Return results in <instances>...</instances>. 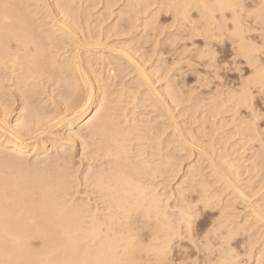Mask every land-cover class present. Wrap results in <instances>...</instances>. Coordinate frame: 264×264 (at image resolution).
I'll return each mask as SVG.
<instances>
[{
	"label": "bare ground",
	"instance_id": "6f19581e",
	"mask_svg": "<svg viewBox=\"0 0 264 264\" xmlns=\"http://www.w3.org/2000/svg\"><path fill=\"white\" fill-rule=\"evenodd\" d=\"M48 1L50 0H0V264H234L235 260L233 259V256L235 254L232 256L231 252L238 250L240 246L253 245V243L257 241L256 239L259 235L254 238L257 232L256 230H252L253 228L256 229L255 226H258L259 224H261V230L264 225V212L261 211L262 209L259 206L253 205L252 202L248 200L250 197L248 198L244 193V189L241 190L239 185H237L238 182L236 183V180L240 178L238 177L240 172L238 173L239 169L237 168L236 163L239 164L241 161L235 163L234 160L231 159L232 156L228 155L231 152L228 150H232L234 146H232V149L227 150L226 148L230 147V143L229 145H226L225 142L227 141L223 142V139H213V137H215L213 135L220 133L219 129H222L224 125L219 128L218 125L217 127L213 125L215 127V133L211 132L213 127L209 129L211 131L205 130V132L203 129L198 133L200 135L194 139L195 141L191 140V138L190 142L187 137L185 138L184 135L178 131L179 128L177 129V127L174 126L176 125L175 122L172 121L174 125L171 123V133L167 135L166 138H163L165 133L164 129L160 126L158 127V123L156 124L154 119L164 117V115L166 117L168 116L166 119L164 117L165 120H169V118L171 119V110H168L169 107L159 98L164 96H158V93H155V86L153 87L150 85L148 77L144 75V72V74L142 73L143 68H140L138 63L133 61V56L131 55V57L128 55L129 52H126V54L124 50H117V54L122 58L121 60L124 61L123 64H120L122 62L115 58H110L108 56L104 57V51L109 52L113 51V49L106 47L105 43L104 45H101L99 42L102 40L99 41L97 39L99 42H96L97 40L93 42L92 38H90L91 41L89 42L88 38L84 39L87 35L86 29L84 31L86 35L83 31V33L79 34L80 36L85 35L82 39L79 38L76 32H74L76 34L71 33L75 30V25L85 22V15H88V9H92L95 12L97 5H99L100 2L97 0L99 2L98 4L96 0H84L85 3H88V5L84 7V3H82L83 0H52L53 2L50 4ZM113 1L115 2V0ZM123 1L125 5L122 4L121 7L127 8V11H125L126 9L120 10V13H117V15L114 11H112V8H110V10L108 8V15L106 17L112 18L113 14H116V18H118L117 20L120 21L125 20L124 16L128 15L129 17H126L127 20L124 22L125 25H123L122 21V25H119V21L115 19L117 22H115L112 27H107L108 29L111 27L115 30L116 34L126 35L132 29L134 23L140 20V25H136L141 29L142 27L144 29L151 27L150 29L153 28L152 31H155L159 28L157 23L158 21L156 19H158V15H161V13L159 14L162 7H160V5H163L162 3H164L165 0H160L161 2H156L154 0L152 3H150L151 0ZM167 1H169L170 4L164 3V6L169 5L166 9L164 7V11L167 14V11L170 12L169 9H171L174 14L172 15L171 12L167 15L174 16L173 19H171V16L170 20H174L176 24V28H174L177 31V34L176 31H174L175 35L178 36L176 40L179 39L181 41L183 40V43L185 41L189 43L188 46L185 45L187 43L185 42L182 52H187L186 50H188L190 46H196V44L194 45V39L196 38L207 40L208 38H214L216 36L219 43L222 39H227L229 45L234 46L231 52H236L234 53L236 55H233V58L235 56V59L239 58L237 60L239 61L241 57L244 60L243 63L248 66L247 68H250V76L244 78L241 83L236 84L237 89H232L231 87L229 90L226 89L225 97H227V100H223L222 98L224 97L221 98L222 95H218L219 93L211 94L213 91L208 92V87H205V85L210 86L211 80L210 82L207 79L204 81L203 79L206 75H204L205 77L203 76L204 78L201 79L204 81L202 82L199 79V75L196 76L192 73V75L196 76L194 79L195 83L192 82L193 86L196 83L198 84V81H201L204 85L200 84L197 87H191L192 84H190V86L189 83H175L178 96L180 94L183 98L182 99L179 96L182 99V102L187 98L189 100L199 101V104L207 102V106L210 105V109L230 103V107L227 111L231 110L235 114V112L239 113V111L243 108L246 109L245 111L249 110L252 115L255 114L253 113L254 110L250 108V105L253 103L251 102L250 104L253 96L250 93L251 89L249 88L252 84H255L259 85L257 89H260L261 87V90H264V49H261L264 48V41L260 46H256L254 44V42H257L254 40L255 36L258 35V39L263 36H260L258 32L261 34V31L263 32L264 30V0ZM114 2L106 0V2L101 4L106 3L108 6V3L113 4ZM107 6L105 7L107 8ZM112 6L110 5L109 7ZM106 8H103L102 6V9H104L103 11H106ZM90 13L87 18H91ZM139 16H141L140 20L138 19ZM162 16H159V18ZM165 16L163 17L165 18ZM81 18L85 19L81 21ZM93 18L94 17H92V19ZM76 20H78V22L81 21V23L77 24L75 22ZM96 21H98V18H96ZM103 22L106 23L105 21ZM103 22L101 23L104 24ZM108 22L109 20H107V23ZM193 22L196 24L194 25ZM80 26V30H83L82 25ZM144 31L145 30H143V32ZM148 31L150 32V30ZM164 31H166V29ZM89 32L90 30L88 31V35L90 34ZM132 32L133 31H131V33ZM212 32H216L213 34L215 35L214 37L213 35L210 36ZM115 33L113 34L115 35ZM225 33L227 34L226 36ZM153 34L154 33H152V35ZM94 36L95 35H93V39ZM156 36L158 37V35ZM101 37H103V35ZM141 39L135 38V40L138 41ZM166 40H168V42L170 41L168 38ZM202 40L200 47L197 46L198 49H192L193 51H191L193 52V55H196V57H198V54L200 57H203L201 54L205 52L208 53V51L210 52L208 49L211 45L209 47L208 44H206L208 42L206 41L205 43ZM214 41L216 40L214 39ZM145 43L143 42L142 44L145 45ZM154 43L157 44L156 41ZM258 43L260 44L261 42L258 41ZM142 44H140V46ZM160 45L162 46L163 44ZM207 46L209 48L205 49ZM68 47H70V49ZM80 49H82L83 52L85 51L86 53H92L95 55V58L92 56L94 58V66L97 64L102 65L103 63L104 66L100 67L105 68L110 66L111 63H114L115 67H111L113 66L111 65L110 67H107L108 70L106 69L107 77L109 79L110 77L114 79L113 82L117 79V75H115L116 70L118 71V74H121L131 68V71L126 73V75H121V78H125L135 72L134 74L137 76V80L141 79V81L139 80L140 82H136L139 87L140 85L142 86V84L143 86L144 84L148 87L152 86L151 88L147 87V90H145L147 94L143 92L146 96H142V98L151 94L153 101L150 99L152 97H150L149 100L155 103L152 105V108L155 110L150 109L151 111L157 112L158 115L154 118H149L147 117L149 114L147 111V113L144 110L140 113L138 110L136 111L138 108V104H135L137 97H135L136 95L134 96V93L131 92L135 91L134 87V90L130 89V91L128 86L125 88L124 84H122V87L120 84L119 86L121 88L118 87L119 90H117V88H113L116 91L108 90L109 92L104 91L102 93L100 90L104 87L105 88L102 90L107 89L106 85L108 84L104 81V79L100 78L101 76L98 78L106 83L104 85L100 82L104 87L101 85L99 87L96 84V86L92 87L90 83V79L92 78H90L91 76L88 77L89 74L85 71ZM115 51L116 50L113 52ZM165 51H163V53ZM97 54L99 56L96 57ZM210 54H212V52H210ZM214 54L217 53L215 52ZM219 54L221 53L219 52ZM225 55L224 57L227 58ZM85 56L86 55H84V57ZM213 57L214 56H212V58ZM220 58L222 57L220 56ZM230 58L232 59V56ZM230 58H228V61L231 62ZM224 60L223 62H228ZM216 61L217 60H215V62ZM221 61L218 59L220 64H222ZM86 62L89 61L87 60ZM223 64L222 68L230 69V71H237L241 69H238L237 65H233L237 68H228L230 64L232 65V63ZM227 64L229 66H227ZM215 65L217 66V69H219L217 62ZM240 66L242 65L240 64ZM88 67L91 70L93 63L92 65H88ZM120 67L126 68L124 71H121L119 69ZM210 67H212V65ZM215 68L216 67H213L212 69ZM222 68L219 70L221 71ZM184 70L182 72L186 71ZM190 70H192V68ZM91 71L92 72L89 71V73H92L96 77L97 74L95 72L97 70L95 71L92 69ZM223 71L224 70H222V74H227ZM106 72L103 74L105 75ZM189 73L191 72H188L187 74ZM206 74L208 75V73ZM214 74L215 73H213V76ZM244 75L247 76L248 74L245 73ZM155 76L157 75L155 74ZM187 76H185V78ZM218 76L219 77L213 79L219 80L221 88H224L225 86L222 85H226L228 81H232L231 79L225 83L222 81L224 76ZM95 77H93V79ZM175 78L179 80V74L174 76L173 83L176 81ZM226 80L227 79H225V81ZM238 81L240 80L238 79ZM205 82L210 84H206ZM5 83H11L10 87L14 88L15 94H17L15 99L7 95L10 92H7V94L5 93ZM115 84H118V82ZM188 85L190 86L189 88L187 87ZM212 86H214V84ZM53 87L56 88L58 92L55 94L57 96L56 98L59 99L57 102L60 101L62 104H65L64 102L68 104L67 101L71 98L75 99L74 96L79 94L80 91H83L81 94L84 95V98L80 99L81 101H78L79 103L77 102V104H75L77 100L75 101L73 99L75 103L72 102V106H67L69 107L67 109L65 108L66 106L63 107V109L66 110H62L63 112H60L61 110H56V106H53L55 103L53 102L54 100L50 103V98V100L47 101L45 100V97H42L43 95L46 96V93L49 96L53 95L52 89L50 90V88ZM215 87L217 89V86ZM167 88H165L164 91H168L166 90ZM160 93L163 94V92H159V94ZM83 95H80L79 97L77 96L76 99H79ZM256 95L258 97L259 92L258 94L256 93ZM165 98H167V96ZM12 99L21 103V107L17 110V112L10 110V105L6 103L7 100L11 101ZM115 99L118 101H115L116 104L113 105V101ZM13 102L14 101H12V105H14ZM47 102H49L52 106L51 112H49L50 109L48 111V107H51L50 104L44 107V103L48 104ZM60 102L59 104H61ZM73 103L75 104L74 106ZM150 103L151 102H149V104ZM201 105L202 108L203 104ZM189 106H193V104H189ZM195 108L200 110L198 107ZM185 109L191 110L192 108ZM210 109L209 111L211 112ZM217 111L218 110L215 111L216 114L218 113ZM220 111L219 113H221ZM13 112L16 116L15 123L22 120L23 124L15 125V127H12V125L9 126L8 122L10 118L8 120L7 117ZM212 113L213 112L210 114ZM216 114L214 113V115ZM258 114L260 115L259 112ZM12 115H9V117ZM202 115H204V113ZM217 115L219 116V114ZM238 115H236V117ZM255 115L253 118L250 117V121H252L251 119H254L253 126L255 127L252 130L253 133H249L247 137L245 136L246 139L244 141L246 144L248 143L249 146L253 145V142L256 143L255 140L256 138H259L258 136H260V134L261 136H264V127H261L263 129L257 127L256 120L258 119ZM49 116L51 117L49 121L48 119L44 121ZM54 116L57 117V120H54ZM208 117L204 120L207 121L210 119ZM211 117L213 118V116ZM223 117V119H225V116ZM214 119L216 118H213V120ZM259 119L261 120V118ZM40 120L44 122L39 123ZM195 121L198 123L197 120ZM206 121L203 123H207V125L216 122L213 121L212 123H208L210 121ZM83 122H86L85 125L83 124V131L86 133L85 136L83 133V135H81L80 131H73V128H75L74 126ZM170 122H167V125L170 124ZM227 122L223 123L221 121V125L222 123L227 125ZM245 122V124H252L247 122V119ZM233 123L235 124L236 121ZM241 123L243 122L241 121ZM241 123H238L239 128L241 127ZM263 123L264 121L262 124ZM248 124L246 127L243 126V124L242 126L249 129L247 126L250 125ZM62 125L67 127L69 132H71L70 134L68 132V138H70V140L73 139V141H71L73 142L71 143L72 146L69 150H66L64 143L67 139L62 138L63 140H61L63 143L57 141V139L53 138L56 133H54V135L51 132V129H54L55 127L58 129L62 127ZM163 125L166 126L165 123ZM204 126L206 127V125ZM232 126L235 128L237 125ZM200 127L203 128V126ZM227 127L229 126L227 125ZM170 128L168 129L171 130ZM224 130L226 129L223 128V131ZM242 130L244 129L242 128ZM244 131L246 132V130ZM224 132L221 131V133ZM235 132L238 133V131ZM241 132L244 133L243 131ZM182 133L184 134V132ZM194 133L196 134L197 132ZM3 134L8 136L7 140L6 137L4 139L6 142H2L1 140ZM46 135L52 138H47ZM231 136L233 137V135ZM228 137H230V134ZM232 137L231 140L233 139ZM75 138L80 140L79 149L81 148L82 151L81 157L83 159H88V162L85 160L87 163L85 165L86 168H84L85 166L82 164V159L79 158L77 162L72 154L73 149L78 145V143L77 145L75 143ZM225 138H227V136ZM263 138L264 137H262V139ZM228 140H230V138ZM67 141L69 143V140ZM262 141L264 142V140ZM39 142H41V144ZM244 142H241V144L245 145ZM258 142L259 141L257 139L256 146L258 145ZM249 143H251V145ZM260 145L259 146L264 149V146H262V144ZM49 148L53 151L52 153L49 151ZM260 149L262 150V148ZM179 151L185 152L187 156L188 154L191 156V154L196 153L197 155L195 156H198L195 158L197 159L196 163H199L200 166L198 165V168H196V166H192V164L188 166L186 174L183 177V183L186 184L185 188L182 187L179 190H176L175 186V189H172L173 187L171 189L168 188L170 190L169 193H167V190L164 189L166 190V193L162 194L160 193L161 191H159L160 189H158V187L162 185V180L165 185L166 179L169 178V182H171L180 174L178 171V167L181 165H179V161H181V159L179 160L180 156H178L180 155L178 154L180 153ZM232 153H234V151ZM255 156V158H257V155ZM22 161L26 163H23ZM249 163L250 161L248 164ZM201 165L204 167H201ZM241 174H244V172ZM242 185L244 186V184ZM262 185H264L263 182ZM262 185L259 187L261 188ZM178 187L179 186H177V188ZM81 188L84 191L82 190L81 192ZM84 194L86 197H83ZM257 195H259V193ZM172 198L175 201V203H173V209L171 207L173 210L172 212H176L174 214V219H171V213L168 211V208L171 206L168 201H170V199L172 201ZM237 205L241 206L244 211L239 212L240 210H238L239 207H237ZM174 207L176 208L175 211ZM242 212H244V218L240 220L238 216L243 214ZM237 219L240 221L238 222ZM260 232L264 233L263 231ZM259 234V239L262 240L263 235L261 233ZM185 240H189L188 242H190L191 245L185 243ZM197 242L199 245H195ZM258 242L260 241L258 240ZM258 260L259 262L264 263V251L263 253H260Z\"/></svg>",
	"mask_w": 264,
	"mask_h": 264
},
{
	"label": "rangeland",
	"instance_id": "374dc122",
	"mask_svg": "<svg viewBox=\"0 0 264 264\" xmlns=\"http://www.w3.org/2000/svg\"><path fill=\"white\" fill-rule=\"evenodd\" d=\"M97 1V0H96ZM100 2V4H99V2ZM97 2H98V4L99 5H97V9H96V11L94 12V10H90V9H88V15H89V13H90V16H91V18H87V16L88 15H85L86 16V19L85 18H81L80 20L81 21H83L84 19V21L85 22H83V23H81V21H79L78 22V20H76L75 22L78 24V23H81V24H78V25H75L76 27L77 26H79V27H75V30H73L71 33L72 34H76L77 33V35L79 36V38H81L82 39V37H84L86 34V36L84 37V39H87L88 38V41L90 42L91 41V39L90 38H92V41L93 42H95L97 39L99 40V41H101V42H99L98 40L96 41V42H99L101 45H104V43H105V45H106V47H108V48H111V49H113V51L114 50H116L115 52H113V51H107V52H103V55H104V57H110V58H115V59H117V60H119V61H121L122 63H120V64H123V62L124 61H122L121 59V57L117 54V50H121V51H123L124 50V52L126 53V52H129L128 53V55H132L131 57H132V59H133V61L135 62V63H138V66L140 67V68H143V70H142V73L144 74V75H146L147 77H148V81L150 82V85H152L153 87H154V91H156L155 93H158V96H164V97H159L161 100H163V102L165 103V105H167L168 107H169V109L168 110H171L170 112H171V119L169 118V120L171 121H169V120H165L167 117L164 115V117H165V119H164V117H158V118H155L154 119V122L156 121V124L158 125V127L160 126L162 129H164V137H163V135H162V137L163 138H166V136L167 135H169L170 133H171V131H172V129L170 128V127H172L171 126V123L173 124V122H175V124L176 125H174V126H176L177 127V129L179 128V130L178 131H180V133L182 134V135H184V137L186 138L187 137V139H191V140H193V141H195L194 139H196V137H198L200 134H198L200 131H202L203 129H204V131L206 130H208V131H211V132H213V133H215V131H214V128L215 127H217V125H218V128L219 127H221V126H223L224 125V129H226V130H224V131H226V132H224L223 131V128L222 129H219V131H220V133H218V132H216V133H218V134H214L213 136H215V137H213V139L215 138V140L216 139H223V142H225V141H227V142H225L226 143V145H229V143H230V147H227L226 149L228 150V149H232L233 147L232 146H234V150L232 149V150H228V151H231L229 154H228V151H227V154L229 155V156H232L231 157V159H233L234 160V162L236 163V162H240L239 164L238 163H236V165H237V168L240 170V168H241V170L244 172V174H241V173H243L241 170L239 171L238 170V173L240 172V174H238L239 176L238 177H240V178H238L237 180H236V183H237V185H239V187L241 188V190L242 189H244V193L247 195V197L249 198L248 200H250L251 202H252V204L253 205H257V206H259L261 209V211L262 212H264V206H263V204H264V185H262V182H263V184H264V149H263V147H260L261 145L260 144H262V146H264V142L262 141V140H264V138L262 139V137H264V136H261V134H260V136H258L259 138H256V140H255V142L257 143V139H258V145L256 146V143H252L253 145H251V143H249L251 146H249L248 145V143L246 144L244 141H245V139H246V137L248 136V134L250 133H253V129H254V127L255 126H253V122H254V119H251L252 121H250V117L251 118H253L254 117V115L257 117V119L258 120H256V124H257V127H264V123L262 124V122L264 121L263 119H264V90H261V87H260V89H257L258 87H259V85H255V84H252L251 85V87L249 88V89H251L250 90V93L252 94V96H253V98H252V101H250V104H251V102H253L251 105H250V108L252 109V110H254V112L253 113H255V114H253L252 115V113H250V111L249 110H247V111H249V112H247V111H245L246 109H241L240 111H239V113L238 112H235V114H234V112L233 111H231V110H229V111H227L228 109H229V107H230V103L228 104L227 102V104L226 105H221L220 107H217V108H214V109H216V110H218L217 112V114H219V116L216 114V110H214V109H210V105L209 106H207V102H205V103H201V104H203V107L201 108V104H199L200 102L199 101H193V100H189L188 98V100L186 99L185 101L183 100V102H182V97L180 96V94H179V96L182 98H180L179 96H178V92H176V84H178L177 82H182V83H186V84H188L189 83V85L190 84H192V82L193 83H195L194 82V79H195V77L197 76V75H199L200 76V80L201 79H203L205 76L204 75H206V77L203 79L204 81H206V79L210 82V80H211V84L210 83H208V82H205L206 84H210V86H208V85H205V87L207 86L208 87V92H210V91H213V92H211V94L212 93H219L218 95H222L221 96V98L222 97H224V98H222L223 100H227V97H225V92H226V89L227 90H229V89H237V87H236V84H239V83H241V81L244 79V78H247V77H249L250 76V68H247L248 66L247 65H245L243 62H244V60L240 57V60L239 61H237L239 58H237V59H235V56H234V58H233V55H236V54H234V53H236V52H234L233 51V53L231 52L232 50H233V48H234V46H232V45H229V42L227 41V39L225 38V37H223L224 39H226V40H221L220 41V43L217 41L218 40V38L215 36V35H213V34H215L216 32H212L211 34H210V36H212L213 35V37L214 38H208L207 40H202L201 38H196V39H194V45L196 44V46H190V47H194V48H190L189 47V49L188 50H186L187 52H182V50H183V48H184V46L185 45H188L189 46V43L187 42V41H185V42H187L186 44H185V42L183 43V40L181 41V40H176V38H178V36L177 35H175V32L174 31H176L174 28H176V24H175V22H174V20H170V17L172 16V15H174L173 14V12H172V10L171 9H169L170 10V12L169 11H167L169 14L171 13L172 15H167L166 14V12L164 11L165 9H166V7L167 6H169V5H165L164 6V3L165 4H170V2L169 1H167V0H165V2L164 3H162L163 5H160V7H161V9H160V12H159V14L161 13V15H158V19H156L158 22V25H159V30L158 29H156V30H158V31H152L153 30V28L152 29H150L151 27H147L146 29H144L143 27H142V29L143 30H145L144 32H143V30L140 28V27H138L139 25H140V18H141V16H139V20L140 21H136L135 23H134V25H133V27H132V29L125 35V34H116L115 33V30H113L111 27H112V25L113 24H115V22H117V21H119V20H117L118 18H116V14L118 13H120V10H125V11H127V8H124V7H121L122 6V4H124L125 5V3H124V1L123 0H115V2L113 1V0H111L112 2H114V3H116V4H109L108 3V6L106 5V3L105 4H101V3H103V2H106V0L104 1V0H98ZM152 1L154 2V0H151L150 1V3H152ZM156 2H159L160 0H155ZM49 2V4L50 3H52L53 1L52 0H50V1H48ZM96 2V3H97ZM119 2V3H118ZM161 2V1H160ZM82 3H84V7L85 6H87L88 5V3H85L84 2V0H83V2ZM121 3V4H120ZM112 6V7H109V6ZM102 6H103V8H106L105 6H107V8L105 9L106 11H103L104 9H102ZM99 7V8H98ZM164 7H165V9H164ZM108 8H109V10H110V8H112L111 10L112 11H114L116 14H113V16H112V18H108V17H106L108 14H107V10H108ZM155 8V7H154ZM164 12H162V11ZM90 11V12H89ZM97 11H99V12H97ZM94 12V13H93ZM96 13H98V14H96ZM99 13H100V15H99ZM104 14H106V15H104ZM117 14V15H118ZM96 15V16H95ZM103 15H104V17H103ZM129 15H130V13H129ZM165 16V18L163 17V16ZM97 16H99V17H97ZM159 16H162V17H160L159 18ZM89 17V16H88ZM92 17H94L93 19H92ZM98 18V21H96V18ZM118 17V16H117ZM126 17H129L128 15L127 16H124V19L125 20H127V18ZM143 17H145V16H143ZM169 17V18H168ZM173 17L174 16H172L171 17V19H173ZM102 18H105V19H107V20H109V22L107 23V20H105V19H102ZM115 19L117 20V21H115ZM162 19H163V21H162ZM168 19V20H167ZM125 20H120L119 22H118V24L119 25H122V23H123V25H125ZM170 20V21H169ZM96 21V22H95ZM103 21H105L106 23H104ZM121 21H122V23H121ZM89 22H92V23H89ZM101 22H103L104 24H102ZM139 22V23H138ZM195 22V21H194ZM193 22V23H194ZM86 25H85V24ZM87 23H88V25H87ZM96 24V25H95ZM99 24V25H98ZM101 24V25H100ZM109 24V25H108ZM111 24V25H110ZM138 26H137V25ZM163 26H162V25ZM170 24V25H169ZM171 24H174V25H171ZM196 23H194V25H195ZM80 25H82V29L83 30H80L81 29V26ZM90 25H92V26H90ZM93 25H94V27H93ZM98 25V26H97ZM105 25V26H104ZM108 25V26H107ZM166 25H168V26H166ZM104 26V27H103ZM109 26H111L109 29L107 28V27H109ZM87 27V28H86ZM135 27V28H134ZM98 28V29H97ZM138 28H140V29H138ZM149 28V29H148ZM85 29L87 30L86 31V34H85ZM92 29V30H91ZM112 30V32H111V30ZM134 29H136V30H134ZM161 29H163V30H161ZM166 29V31H164ZM168 29H170V30H168ZM172 29V30H171ZM78 30H80V31H78ZM90 30V36L88 35V31ZM95 30V31H94ZM105 30V31H104ZM107 30H109V31H107ZM148 30H150V32L148 31ZM84 32V36H80L79 34H81V33H83ZM94 31V32H93ZM131 31H133L132 33H131ZM168 31V32H167ZM170 31H172V32H170ZM74 32H76V33H74ZM79 32V33H78ZM92 32V33H91ZM107 32V33H106ZM137 32V33H136ZM139 32V33H138ZM143 32V33H142ZM154 33L153 35H152V33ZM99 33V34H98ZM110 33V34H109ZM113 33H115V35L113 36L112 34ZM227 33V32H226ZM225 33V36L227 35ZM259 33V35L261 36V35H263L264 36V30H263V32L261 31V34H260V32H258ZM92 34V35H91ZM150 36H149V35ZM158 35V37H160V38H158L156 35ZM163 36H162V35ZM168 34V35H167ZM176 34H177V31H176ZM93 35H95L94 36V39H93ZM103 35V37H101ZM105 35V36H104ZM111 35V36H110ZM119 35H121V36H119ZM123 35H125V36H123ZM129 35V36H128ZM140 35H141V37H140ZM142 35H143V37H142ZM145 35V36H144ZM148 35V36H147ZM166 35V36H165ZM171 35V36H170ZM216 35H218V34H216ZM73 36V35H72ZM89 36V37H88ZM92 36V37H91ZM108 36V37H107ZM152 36H154V37H152ZM156 36V37H155ZM174 36V37H173ZM262 36V38H259L258 39V35L257 36H255L254 38V40L255 41H257V42H254V44L257 46H260L261 44H262V42L264 41V40H262V39H264V37ZM77 37V36H76ZM127 37V38H126ZM133 37V38H132ZM141 39L140 41H138V40H135V38L136 39H139V38ZM173 37V38H172ZM100 38V39H99ZM106 38V39H105ZM122 38H124V39H122ZM158 38V39H157ZM169 39L170 41L168 42V40H166V39ZM171 38V39H170ZM83 39V40H84ZM120 39V40H119ZM145 39V40H144ZM153 39V40H152ZM214 39L218 42H216V41H214ZM143 40V41H142ZM166 40V41H165ZM173 40V41H172ZM201 40L203 41V42H205L206 43V41L208 42V43H206V44H208V46L210 47V45H211V49L207 46V47H205V49H208V50H210V52H212V54H210V52L208 51V53H203V54H201V55H203V57L201 58L200 56H199V54H198V57H196V55L194 54L193 55V52H191V51H193L192 49H194V50H196V49H198V47H200V44H202L201 43ZM212 40V41H211ZM261 40V41H260ZM129 41V42H128ZM134 41V42H133ZM148 41V42H147ZM156 41V43L157 44H155L154 42ZM161 41H163V42H161ZM175 41V42H174ZM200 41V42H199ZM224 41V42H223ZM258 41L259 42H261L260 44L258 43ZM120 42H121V44H120ZM145 43V45L144 44H142V43ZM172 42H173V45H172ZM178 42H180V43H178ZM199 42V43H198ZM212 44H211V43ZM215 42V43H214ZM103 43V44H102ZM123 43H125V44H123ZM127 43V44H126ZM151 43V44H150ZM158 43H160V44H163L162 46L160 45V44H158ZM166 43V44H165ZM167 43H168V45H167ZM177 43V44H176ZM257 43V44H256ZM140 44H142L141 46H140ZM185 44V45H184ZM214 44H216V45H214ZM223 44V45H222ZM225 44V45H224ZM120 45V46H119ZM126 45V46H125ZM154 45V46H153ZM157 45H158V47H157ZM172 45V46H171ZM176 45V46H175ZM177 45H178V47H177ZM184 45V46H183ZM148 46H150V47H148ZM174 46V47H173ZM198 46V47H197ZM212 46H214V47H212ZM219 46V47H218ZM117 49H116V48ZM123 47V48H122ZM129 47V48H128ZM136 47V48H135ZM144 47V48H143ZM152 47V48H151ZM164 47V48H163ZM197 47V48H196ZM224 47H226V48H224ZM228 47H230V48H228ZM69 49H70V47H68ZM160 48V49H159ZM179 50H178V49ZM181 48V49H180ZM218 48V49H217ZM98 49V48H97ZM97 49H96V51H97ZM110 49V50H111ZM148 49V50H147ZM152 49V50H151ZM163 49V50H162ZM168 49V50H167ZM171 49V50H170ZM191 49V50H190ZM216 49H217V51H216ZM222 51H221V50ZM262 50L264 49V48H261ZM81 51H80V54H81V58H82V62H83V66L85 67V71L87 72V74H89L88 75V77H90V78H92L93 79V77H95L92 73V75L89 73V71L90 72H92L91 70L93 69V70H97L95 73L97 74V76L94 78V79H99V80H97V82H96V80H94L93 79V81H92V79H90L91 80V86L92 87H94V86H99L100 87V85L101 86H103V84L105 85L106 83L109 85H106V87H107V89H105V90H102V89H104V88H102L100 91H102V93L105 91V92H109V91H116V90H114V89H116L117 88V90H119L118 89V87H122V84H124L125 85V88H126V86H128L129 88V90L130 89H132V90H134V88H135V91H131V92H133L134 93V96L135 97H137L138 98V100H137V98H136V101H135V104L137 103L138 105H137V109H136V111L138 110V112L140 113V112H143L142 110H144L145 112L147 111L149 114L147 115V117H149V118H154L155 116H157L158 114H157V112H155V111H151V109H153V110H155L154 108H152V105H154L155 103L154 102H152L153 101V97L151 96V94H149L147 97H143L142 98V96H146V94H147V92H145V90H147V85H145L144 84V86H143V84H142V82H141V84H142V86L140 85V87L137 85V83L138 82H140L141 81V79H139V80H137L138 78H137V76L134 74L135 72H133L132 74H130V75H128L127 77H125V78H121V75H126V73H128L129 71H131L130 69L131 68H129L128 69V71H124V69L126 68H119L121 71H124L123 73H121V72H119V73H121V74H118V71L116 70L115 71V75H117V79H115V81L113 82V80L114 79H112L111 77H110V79H112V80H110L108 77H107V72H106V69L108 70V68L107 67H110L111 65H113V66H111V67H115V64L113 63H111V65L110 66H107V67H105V68H103V67H100V66H104V64L102 63V65H98L97 64V62H96V64L98 65V67H97V65H95L94 66V58H95V55H93L92 53V55L90 54V53H86L85 51L83 52V50L82 49H80ZM128 50V51H127ZM130 50H133V51H130ZM166 50V51H165ZM178 50V51H177ZM181 50V51H180ZM190 50V51H189ZM217 53V54H219V52L221 53V54H219V55H217V54H214L215 52ZM226 51V53H225V51ZM228 50H229V52H228ZM149 51V52H148ZM158 51H159V53H158ZM160 51H162V52H160ZM163 51H165L164 53H163ZM170 51V52H169ZM264 51V50H263ZM82 52V53H81ZM99 52V51H98ZM98 52H96V53H98ZM143 52V53H142ZM155 52V53H154ZM158 54H157V53ZM191 52V53H190ZM222 52H224V53H222ZM107 53V54H106ZM112 53V54H111ZM114 53V54H113ZM167 55H166V54ZM178 53V54H177ZM231 53V54H230ZM238 53V52H237ZM69 54V53H68ZM83 54V55H82ZM88 54V55H87ZM106 54V55H105ZM110 54V55H109ZM115 54H117V55H115ZM127 54V53H126ZM142 54V55H141ZM148 54V55H147ZM154 54V55H153ZM182 54H184V55H182ZM191 54V55H190ZM207 54V55H206ZM226 54V55H225ZM230 54V55H229ZM84 55H86L85 57H84ZM144 55V56H143ZM159 55V56H158ZM162 55V56H161ZM166 57H165V56ZM217 55V56H216ZM224 55L225 56H227V58H225L224 57ZM94 58H93V57ZM97 56H99L98 54L96 55V57ZM111 56H113V57H111ZM117 56V57H116ZM143 56V57H142ZM164 56V57H163ZM169 56V57H168ZM194 56V57H193ZM206 56V57H205ZM212 56H214L213 58H212ZM219 56V57H218ZM220 56L222 57V58H224V59H227V60H224V59H222V58H220ZM232 56V59L230 58ZM263 56H264V54H263ZM263 56H262V58H263ZM168 57V58H167ZM184 57V58H183ZM188 59H187V58ZM197 59H196V58ZM201 59H200V58ZM88 58V59H87ZM145 58V59H144ZM147 58V59H146ZM180 58H181V60H180ZM194 58V59H193ZM212 58V59H211ZM217 58V59H216ZM228 58H230L231 59V62L230 61H228L229 59ZM85 59V60H84ZM90 59V60H89ZM92 59V60H91ZM136 59V60H135ZM138 59V60H137ZM170 59V60H169ZM175 59V60H174ZM187 59V60H186ZM191 59V60H190ZM192 59H193V61H192ZM196 59V60H195ZM206 59V60H205ZM213 59H215V60H217L216 62H217V65H218V68L220 69V68H222L223 67V63H232V65L230 64V66L227 64V66H229L228 68H235L236 66H233V65H237L238 66V69L239 68H241V69H239V70H233V71H230V69H223L222 68V70H224L223 72H226L227 74H225V73H223L222 74V70L220 71L219 69H217V66L215 65L216 64V62H215V60H213ZM218 59H219V61H221V63L222 64H220V62H218ZM221 59V60H220ZM233 59H235V60H233ZM89 61V62H86V61ZM140 60V61H139ZM149 60V61H148ZM167 60V61H166ZM180 60V61H179ZM223 60L224 61H228V62H223ZM162 61H164V62H162ZM170 61V62H169ZM180 62V63H177V62ZM187 61H189V62H187ZM212 61V62H211ZM112 62V61H111ZM173 62V63H172ZM200 62V63H199ZM209 62V63H208ZM213 62H215V63H213ZM236 62V63H235ZM238 62V63H237ZM85 63V64H84ZM92 63H93V67L91 68V70H90V66L88 67V65H92ZM99 63H101V62H99ZM169 63V64H168ZM176 63V64H175ZM235 63V64H234ZM145 64V65H144ZM158 64V65H157ZM164 64V65H163ZM175 64V65H174ZM195 64V65H194ZM202 64H203V66H202ZM209 64V65H208ZM240 64L242 65V66H245V67H242V66H240ZM166 65V66H165ZM170 65V66H169ZM212 65V67H210ZM214 65V66H213ZM220 65H221V67H220ZM142 66V67H141ZM145 66V67H144ZM164 66V67H163ZM172 66V67H171ZM200 66H202V67H200ZM226 66V65H225ZM232 66V67H231ZM240 66V67H239ZM124 67V66H123ZM167 67V68H166ZM187 67H188V70H187ZM198 67H200V68H198ZM213 67H216L215 69H212ZM89 68V69H88ZM102 68H103V70H102ZM158 68V69H157ZM162 68V69H161ZM169 68H172V69H169ZM179 70H178V69ZM192 68V70H190ZM202 68V69H201ZM207 68H209V69H207ZM237 68V67H236ZM244 68V69H243ZM105 69V70H104ZM156 69V70H155ZM160 69V70H159ZM168 69V70H167ZM186 71H185V70ZM195 69V70H194ZM206 69V70H205ZM216 69H217V71H216ZM249 69V70H248ZM88 70V71H87ZM100 70H102V71H100ZM127 70V69H126ZM150 70V71H149ZM167 70V71H166ZM185 71V72H182V71ZM194 70V71H193ZM197 70V71H196ZM200 70H203V71H200ZM208 70V71H207ZM210 70V71H209ZM215 70V71H214ZM99 71V72H98ZM106 72L105 73V75L103 74L104 72ZM146 71V72H145ZM159 71V72H158ZM181 71V72H180ZM193 71V72H192ZM214 71V72H213ZM230 73H229V72ZM242 71V72H241ZM244 71V72H243ZM247 71V72H246ZM98 72V73H97ZM102 72V73H101ZM151 72H153V73H151ZM157 72V73H156ZM165 72V73H164ZM168 72H169V74H168ZM174 74H173V73ZM188 72H191V73H189V74H187ZM197 72H199V73H197ZM205 74H204V73ZM212 72V73H211ZM218 72V73H217ZM233 72H235V73H233ZM236 72H240L239 73V75H238V73H236ZM94 73V74H95ZM177 73V74H176ZM182 73H184V74H182ZM186 73V74H185ZM192 73L194 74V75H196V76H194V75H192ZM206 73H208V75L206 74ZM213 73H215L214 74V76H213ZM221 73V74H220ZM248 74L247 76L246 75H244V74ZM95 74V75H96ZM102 74V75H101ZM134 74V75H133ZM155 74L157 75V76H155ZM160 74H161V76H160ZM167 74V75H166ZM171 74V75H170ZM178 75L179 74V77H180V79L178 80L177 78H175L176 79V81H174V83H173V79H174V76H176V75ZM212 74V75H211ZM237 74V75H236ZM150 75V76H149ZM167 77H166V76ZM183 77H182V76ZM188 75V76H187ZM218 75H220L221 77H223L224 76V78H223V80L222 81H224L225 83L228 81V80H231L232 79V81L231 82H227V84L225 85H222V86H225L224 88L222 87L221 88V85H220V82H219V80L217 79H213V78H217V77H219ZM234 75V76H233ZM101 76V77H100ZM153 76V77H152ZM172 76H173V78H172ZM185 76H187L186 78H185ZM190 76V77H189ZM192 76V77H191ZM204 76V77H203ZM239 76H241V77H239ZM246 76V77H245ZM98 77H100L101 79H104V81L106 82H103V80H100V78H98ZM105 77V78H104ZM107 77V78H106ZM161 77V78H160ZM171 77V78H170ZM194 77V78H193ZM210 77H212V78H210ZM227 77V78H226ZM235 77V78H234ZM237 77V78H236ZM121 78V79H120ZM127 78V79H126ZM149 78H150V80H149ZM156 78V79H155ZM158 78V79H157ZM167 78V79H166ZM229 78V79H228ZM106 79H107V81H106ZM123 79V80H122ZM152 79V80H151ZM188 79V80H187ZM192 79V80H191ZM225 79H227L226 81H225ZM238 79L240 80V81H238ZM135 80V81H134ZM166 80H168V81H166ZM172 80V81H171ZM183 80V81H182ZM203 80H201L202 82H204ZM96 83H95V82ZM112 82V83H110V82ZM126 81V82H125ZM156 81H158V82H156ZM186 81V82H185ZM201 81H198V84L196 83V84H194V86H193V84H192V86L191 87H197V86H199L200 84L201 85H204L203 83H201ZM214 81V82H213ZM216 81V82H215ZM99 82V83H98ZM100 82H102L103 84H101ZM118 82V84H115V83H117ZM120 82V83H119ZM137 82V83H136ZM173 84H172V83ZM213 82V83H212ZM224 82H222V83H224ZM238 82V83H237ZM133 83V84H132ZM169 83V84H168ZM176 83V84H175ZM217 83V84H216ZM221 83V84H222ZM96 84V85H95ZM121 84V85H120ZM165 84V85H164ZM172 84V85H171ZM175 84V85H174ZM214 84V86H212ZM216 84V85H215ZM230 84V85H229ZM233 84V85H232ZM8 87H7V86ZM112 85V86H111ZM116 85H118V86H116ZM120 85V86H119ZM123 85V86H124ZM133 85V86H132ZM168 85H169V87H171V88H169L168 87ZM187 86L188 88L190 87V86ZM196 85V86H195ZM11 86V83H5V88H4V90H5V93L7 94V92L9 93V94H7L9 97H11V98H16V95L17 94H15V92H14V88H12V87H10ZM111 86V87H110ZM151 86V87H152ZM214 87V88H212V87ZM215 86H217V89H216V87ZM111 89H109V88ZM120 87V88H121ZM134 87V88H133ZM137 87V88H136ZM150 87V86H149ZM148 87V88H149ZM150 87V88H151ZM168 87V88H167ZM212 89H211V88ZM231 87V88H230ZM235 87V88H234ZM114 88V89H113ZM164 88V89H163ZM165 88H167L166 90H168V91H164L165 90ZM210 88V89H209ZM255 88V89H254ZM52 89V91H53V95H51V96H49L47 93L45 94L46 96H42L43 98L45 97V100H47V101H49L50 99V103L53 101V102H55L54 104H53V106H56L55 107V109L56 110H58L59 109V111L60 112H63L62 110H64L63 109V107H65L66 109L67 108H69V107H71L72 106V102H74L75 103V101H76V103L75 104H77V102L79 101H81L80 99H83L84 98V95L83 94H81V92L83 93V91H80V95H83V96H81L79 99H76V97L78 96H80L79 94H77V95H75L74 97H75V99L74 98H71L70 100H68V101H70V102H68L67 101V103L68 104H66V102H64L65 104H62V102H60L61 104H59V102H57L59 99L58 98H56L57 96L55 95L56 93H58L57 92V89L56 88H50V90ZM54 89V90H53ZM128 89H126V90H128ZM144 89V90H143ZM170 89V90H169ZM172 89V90H171ZM174 89V90H173ZM257 89V90H256ZM3 90V91H4ZM56 90V91H55ZM82 90V89H81ZM109 90V91H108ZM136 90H137V92H136ZM161 90V91H160ZM215 90V91H214ZM259 90V91H258ZM55 91V92H54ZM255 91H256V93L258 94V92H259V95H258V97H259V99H258V97H257V95H256V93H255ZM260 91H263V92H260ZM143 92H145V93H143ZM159 92H163V94L162 93H160L159 94ZM166 92H168V93H166ZM173 92V93H172ZM176 92V93H175ZM224 92V93H223ZM255 93V94H254ZM262 93H263V95H262ZM101 94V93H100ZM141 94H145V95H141ZM162 94V95H161ZM170 94V95H169ZM176 94V95H175ZM14 95H15V97H14ZM129 95V94H128ZM157 95V94H156ZM172 95V96H171ZM174 95V96H173ZM7 96V97H8ZM167 96V98H165ZM169 96V97H168ZM52 97V98H51ZM141 97V98H140ZM150 97H152V98H150ZM173 97V98H172ZM176 97V98H175ZM50 98V99H49ZM145 98V99H144ZM148 98V99H147ZM149 98L150 99H152V101L151 100H149ZM163 98V99H162ZM220 98V99H221ZM14 99H12L11 101L10 100H7V104L8 105H10V110H13L14 112H17V110L18 109H20V107H21V103L19 102V101H16V100H14ZM73 99L75 100V101H73ZM143 99H144V101H145V103H144V101H143ZM146 99H147V102H146ZM165 99H166V101H165ZM172 99V100H171ZM175 99V100H174ZM179 99V100H178ZM181 100V101H180ZM262 100V101H261ZM12 101H16L15 103L13 102V104L14 105H12ZM118 101V100H114L113 101V105H115L116 104V102ZM151 102L150 104H149V102ZM171 101H173V102H171ZM179 101V102H178ZM233 101V100H232ZM261 101V102H260ZM18 102V103H17ZM78 102V103H79ZM140 102V103H139ZM177 102V103H176ZM181 102V103H180ZM194 102V103H193ZM196 102V103H195ZM48 104H46V103H44L45 105H44V107H46V106H48L50 103L49 102H47ZM73 103V106L75 105ZM179 103V104H178ZM182 103H184V104H182ZM193 104V106H189V104L190 105H192ZM199 105H198V104ZM20 104V105H19ZM140 104V105H139ZM195 104V105H194ZM197 104V105H196ZM204 104H206V105H204ZM18 105V106H17ZM71 105V106H70ZM188 105V106H187ZM12 106H13V109H12ZM50 106H51V104H50ZM57 106H59V107H57ZM67 106H69V107H67ZM143 106H145V107H143ZM166 106V107H167ZM175 106H176V108H175ZM224 106V107H223ZM16 109H15V108ZM167 107V108H168ZM172 107V108H171ZM175 109H174V108ZM179 107V108H178ZM195 107H198V108H200V110L199 109H196ZM227 107V108H226ZM256 107V108H255ZM52 106L51 107H48V111H49V109H50V111L49 112H51L52 111ZM151 108V109H150ZM185 108H192L191 110H189V109H185ZM212 108V107H211ZM218 108H220V109H218ZM222 108V109H221ZM65 109V110H66ZM196 109V110H195ZM204 109H205V112H204ZM209 109L211 110V112H213L212 114H210L211 112L209 111ZM16 110V111H15ZM64 110V111H65ZM176 112H174V111ZM176 110H178V111H176ZM184 110V111H183ZM188 110V111H187ZM193 110V111H192ZM207 110H208V112H207ZM220 110H222V111H220ZM224 110H226V111H224ZM255 110H256V112H255ZM151 111V112H150ZM181 111V112H180ZM219 111L221 112V113H223V114H221V113H219ZM241 111H243V112H241ZM14 112L13 113H10L9 115H12V116H10L9 117V115H8V117H7V119L9 120V118H10V120H9V122H8V120H7V122L9 123V126H11L12 125V127H15V125H21V124H23V122H22V120H20V121H18L17 123H15V120H16V116H15V114H14ZM146 112V113H147ZM155 112V113H154ZM175 114H174V113ZM183 112V113H182ZM186 112V113H185ZM194 112V113H193ZM204 113V115H202L203 113ZM232 112V113H231ZM258 112L260 113V115L258 114ZM214 113L216 114V115H214ZM227 113V114H226ZM237 113V114H236ZM248 113V114H247ZM193 114H195V115H193ZM226 114V115H225ZM234 114V115H233ZM238 114H240V115H238ZM51 115H55V114H51ZM50 115V116H51ZM187 115V116H186ZM199 115V116H198ZM221 115H223V116H225V119H223L224 117L222 116V117H220ZM231 115H233L232 117H230ZM236 115H238L237 117H236ZM259 117H258V116ZM261 115H263V116H261ZM13 116H15V117H13ZM47 117L44 121H46L47 119H48V121H49V119L51 118V117H53V116H51V117ZM186 116V117H185ZM209 116V117H208ZM211 116H213V118H216V119H214L213 120V118L211 117ZM204 117V118H203ZM210 118V119H208L207 121L206 120H204V119H206V118ZM239 117H241V118H239ZM244 117V118H243ZM249 119H248V118ZM190 120H189V119ZM218 118H219V120H218ZM229 118V119H228ZM234 118H235V120H234ZM247 119V122H249V123H252V124H248V125H250V126H247L249 129H250V131H252V132H250L249 131V129H247V128H245L246 127V125L247 124H245L246 122H245V120ZM259 118H261V120L259 119ZM263 118V119H262ZM160 119V120H159ZM172 119H174V120H172ZM180 120V122H179V120ZM227 119H228V122H227ZM242 119V120H241ZM54 120H57V117H55L54 116ZM159 120V121H158ZM184 120V121H183ZM195 120H197V122L198 123H196V121ZM200 120H202V121H200ZM204 120V121H203ZM237 120H238V122H237ZM240 120V121H239ZM259 120H260V122H259ZM263 120V121H262ZM44 121H41L40 120V122L39 123H42V122H44ZM51 121V120H50ZM161 121V122H160ZM173 121V122H172ZM208 122V121H210V122H208V123H212L213 121H216V122H214V123H212V124H209V125H207V123L206 124H204L203 122ZM221 121L223 122V123H225V122H227L226 124L229 126V127H227V125H225V124H223L222 123V125H221ZM236 121V123L234 124L233 122H235ZM241 121L243 122V123H241ZM14 122V123H13ZM21 122V123H20ZM167 122L169 123L170 122V124H168L167 125ZM189 122V123H188ZM195 122V123H194ZM201 122V123H200ZM230 122V123H229ZM232 122V123H231ZM86 123V122H85ZM85 123L83 122V123H81V124H79V125H77V126H74L75 128H73V131L75 132V131H80V134L81 135H83L84 134V136H85V131H83V127H84V125H85ZM165 123V125L167 126H164L163 124ZM203 123V124H202ZM217 123V124H216ZM220 123V124H219ZM241 123V130H240V128H239V124ZM52 124H53V122H52ZM84 124V125H83ZM178 124V125H177ZM185 124H187V125H185ZM197 124V125H196ZM242 124H243V126H245V127H243L242 126ZM262 126H261V125ZM183 125V126H182ZM195 125V126H194ZM204 125H206V127L204 126ZM215 127H214V126ZM220 125V126H219ZM232 125H237L235 128H233V126ZM188 126H189V128H188ZM193 126V127H192ZM200 126H203V128L202 127H200ZM209 126V127H208ZM211 126V127H210ZM232 126V127H231ZM17 127V126H16ZM78 127V128H77ZM81 127V128H80ZM187 127V128H186ZM196 129H195V128ZM200 127V128H199ZM213 127V129H211ZM227 127V128H226ZM238 127V128H237ZM168 128H170L171 130H169ZM229 128V129H228ZM237 128V129H236ZM242 128L244 129V130H246V132L244 131V130H242ZM56 127L54 128V129H51V132L54 134V133H56V135L55 136H57V134H58V138L57 137H53V138H55V139H57V141H60V142H62L63 143V139H67V140H69V143H68V141L66 140L64 143H65V147H66V150H69L70 148H71V146H72V144L71 143H73V142H71V141H73V139H71L70 140V138H68V136H69V134L71 133V132H69V129L67 128V127H65L64 125H62V127H60V128H58V129H56ZM82 129V130H81ZM168 131H167V130ZM183 129V130H182ZM200 129V130H199ZM209 129H211V130H209ZM236 129V130H235ZM240 131H239V130ZM261 129H263V128H261ZM56 132H55V131ZM193 130V131H192ZM233 130H235V131H238V133L237 132H235V131H233ZM54 131V132H53ZM82 131V132H81ZM205 131V132H206ZM221 131L222 132H224V133H221ZM231 131V132H230ZM241 131H243L244 133H242ZM247 131H248V133H247ZM68 132H69V134H68ZM166 132H167V134H166ZM182 132H184V134L182 133ZM192 132V133H191ZM194 132H197L196 134L194 133ZM235 132V133H234ZM263 132H264V130H263ZM1 133V132H0ZM83 133V134H82ZM194 133V134H193ZM247 133V134H246ZM190 135V136H192V137H190L189 135L188 136H186V135ZM222 134V135H221ZM224 134H225V136H224ZM229 134H230V137H228L229 136ZM60 135V136H59ZM194 135V136H193ZM222 137H221V136ZM231 135H233V137L231 136ZM241 135H243V136H241ZM223 136H224V138L227 136V138H223ZM237 136H239V137H237ZM246 136V137H245ZM5 137H6V140L8 139V136H6V134H3V136H2V142L4 141V142H6V140H4L5 139ZM42 137H44V136H42ZM46 137L47 138H49L50 136H47L46 135ZM61 137V138H60ZM66 137V138H65ZM217 137V138H216ZM231 137L233 138L232 140H231ZM236 137V138H235ZM50 138H52V137H50ZM63 138V139H62ZM230 138V140H228ZM244 138V139H243ZM62 139V140H61ZM78 139V138H77ZM76 138H75V140H76V145H77V143H78V147L76 146L74 149H73V152H72V154H73V156L75 157V160H77V162H78V160H79V158L80 159H82V164H83V166H85L87 163L86 162H88V159L87 158H82L81 157V153H82V151H81V148L79 149V145H80V140H77ZM191 140H190V142H191ZM235 140V141H234ZM229 141V142H228ZM244 142L245 143V145L243 146L242 144H241V142ZM263 142V143H261V142ZM42 142V141H41ZM41 142H39L40 144H41ZM67 142V143H66ZM236 142V143H235ZM239 143H240V146H239ZM70 144V145H69ZM233 144V145H232ZM235 144V145H234ZM255 144V145H254ZM248 145V146H247ZM260 145V146H259ZM253 146H255V147H253ZM69 147V148H68ZM253 148L254 149V151H253V149H251V148ZM78 148V149H77ZM237 148V149H236ZM256 148V149H255ZM258 148V149H257ZM260 148H262V150L260 149ZM50 150L49 151H51V148H49ZM249 149V150H248ZM238 150H240V151H238ZM80 151V152H79ZM234 151V153H232ZM250 151V152H249ZM258 151V152H257ZM260 151V152H259ZM263 153H262V152ZM53 151H51V153H52ZM180 153H178V154H180V155H178V156H180L179 157V160L181 159V161H179V167H178V171H179V175L176 177V179H174V180H172L171 182H169V178L168 179H166V183H165V180H164V183H165V185L163 184V180H162V185H160L159 187H158V189H160L159 191H161L160 193H162V194H164V193H166V190H167V193H169V189H171L172 187V189H175V186H176V190L178 189H180V188H185L186 187V184H184L183 183V181H184V179H183V177H184V175L186 174V169L188 168V166H190V164H192V166H196V168H198L200 165H199V163L197 164L196 163V161H197V159H195V158H197L195 155H197L196 153H193V154H191V156L188 154V156H187V154L185 153V152H181V151H179ZM237 152V153H236ZM239 152H240V154H239ZM243 152H244V154H243ZM257 152V153H256ZM183 153V154H182ZM232 153V154H231ZM231 154V155H230ZM252 154V155H251ZM257 155V158H255L256 156L255 155ZM192 155H194V156H192ZM234 155V156H233ZM260 155H261V157H260ZM80 156V157H79ZM186 156V157H185ZM190 156V157H189ZM253 156V157H252ZM182 157H183V159H182ZM250 157H251V159H250ZM235 158H236V160H235ZM244 158V159H243ZM237 159H239V160H237ZM241 159V160H240ZM250 159V160H249ZM262 159V160H261ZM84 160V161H83ZM85 160H86V162H85ZM195 160V161H194ZM243 160V161H242ZM255 160H257V161H255ZM183 161V162H182ZM191 161V162H190ZM250 161V165L248 164V162ZM253 161V162H252ZM261 161V162H260ZM23 163H26V162H24V161H22ZM257 162V163H256ZM28 163V162H27ZM85 163V164H84ZM246 163V164H245ZM252 163V164H251ZM256 165H255V164ZM262 163V164H261ZM78 164V163H77ZM199 165V166H198ZM241 165V166H240ZM244 165V166H243ZM255 165V166H254ZM257 165H259V166H257ZM239 166V167H238ZM81 167H82V165H81ZM201 167H204V166H202L201 165ZM251 167V168H250ZM255 167V168H254ZM84 168H86V166L84 167ZM182 170H181V169ZM244 168V169H243ZM249 169H251V170H249ZM262 169V170H261ZM247 172H246V171ZM250 171V172H249ZM254 172V173H253ZM260 172V173H259ZM248 173V174H247ZM247 175V177H246V175ZM249 174H251V175H249ZM256 175V176H255ZM260 175H263V176H260ZM242 177V178H241ZM246 177V178H245ZM259 177H260V179H259ZM245 178V179H244ZM257 178V179H256ZM242 179V180H241ZM238 180H240V181H238ZM245 180V181H244ZM257 181V182H255V181ZM258 180H260L261 181V183H260V181H258ZM248 181V182H247ZM174 182V183H173ZM239 182H241V183H239ZM245 182V183H244ZM248 183H250V184H248ZM260 183V184H259ZM167 184V185H166ZM169 184H170V186H169ZM176 184V185H175ZM242 184H244V186L242 185ZM253 184V185H252ZM183 185V186H182ZM241 185V186H240ZM262 185V187L260 188L259 186H261ZM161 186H163V187H161ZM177 186H179L178 188H177ZM161 187V188H160ZM167 187V188H166ZM257 187V188H256ZM259 187V188H258ZM169 188V189H168ZM252 188V189H251ZM254 188V189H253ZM164 189H166V190H164ZM250 189V190H249ZM260 189H262V190H260ZM82 188H81V192H82ZM164 190V191H163ZM84 191V190H83ZM246 191V192H245ZM255 191V192H254ZM227 192H229V191H227ZM227 192H226V194H227ZM248 192H249V194H248ZM262 192V193H261ZM259 193V195H257ZM254 194H255V196H254ZM225 195V194H224ZM250 195V196H249ZM83 197H86V195L84 194V196ZM254 197V198H253ZM255 200H257V201H255ZM263 200V201H262ZM253 201H255V202H253ZM168 203L171 205L169 208H168V211L171 213V219H174V214L176 213V212H172L173 210V206H174V204L173 203H175V201H174V199L172 198V201H171V199H170V201H168ZM263 203V204H262ZM261 205V206H260ZM171 207H172V209H171ZM237 207H239L238 208V210H240L239 212H241V211H244V210H242V207L241 206H239V205H237ZM263 207V208H262ZM175 207H174V211H175ZM216 212V211H215ZM243 214H240L239 216H238V218L241 220L242 218H244V212H242ZM176 219V218H175ZM197 219H199V218H197ZM239 219H237V221L239 222L240 220ZM198 221V220H197ZM256 227V229L255 228H253V230L252 231H255L256 230V234H255V236H254V238H256V236L258 237V235H259V237L256 239L257 241H255L254 243H253V245H250V246H248V245H244V246H240L239 247V249L238 250H235L236 251V253H235V251L234 252H231V255L233 256L234 254V256H233V259L235 260V263L236 264H264V263H262V262H259V260H258V258H259V255H260V253H263V251H264V233H262V232H260V231H263L264 232V225L262 226V228H261V230H260V227H261V224H259L258 226L256 225L255 226ZM259 228V229H258ZM259 232H258V231ZM259 233H261L262 235H263V238H262V240L261 239H259L260 238V234ZM186 236V235H185ZM245 237H246V235H245ZM258 240L260 241V242H258ZM189 241V240H188ZM187 240H185V243H187L188 245H191V243L190 242H188ZM261 242H263V243H261ZM190 243V244H189ZM263 246H262V245ZM195 245H199V243L197 242ZM261 246H262V248H261ZM241 248V249H240ZM249 248V249H248ZM263 249V250H262ZM248 250H249V252H248ZM262 250V251H261ZM238 251V252H237ZM237 255V256H236ZM252 255V256H251ZM239 256V257H238ZM254 256V257H253ZM241 257V258H240ZM244 257V258H243ZM250 258V259H249ZM253 259V260H252ZM256 260V261H255ZM229 262V261H228ZM245 262V263H244ZM234 263V264H235Z\"/></svg>",
	"mask_w": 264,
	"mask_h": 264
}]
</instances>
